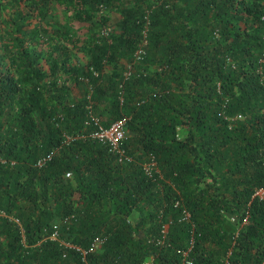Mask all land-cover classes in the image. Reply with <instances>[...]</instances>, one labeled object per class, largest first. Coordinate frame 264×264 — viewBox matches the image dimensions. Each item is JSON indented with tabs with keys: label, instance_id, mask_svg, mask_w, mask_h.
<instances>
[{
	"label": "trees",
	"instance_id": "1",
	"mask_svg": "<svg viewBox=\"0 0 264 264\" xmlns=\"http://www.w3.org/2000/svg\"><path fill=\"white\" fill-rule=\"evenodd\" d=\"M259 189L264 0H0V264H264Z\"/></svg>",
	"mask_w": 264,
	"mask_h": 264
},
{
	"label": "built area",
	"instance_id": "2",
	"mask_svg": "<svg viewBox=\"0 0 264 264\" xmlns=\"http://www.w3.org/2000/svg\"><path fill=\"white\" fill-rule=\"evenodd\" d=\"M142 34L144 35V31H142ZM142 43H144V41ZM141 54H142L141 49H136L134 51L135 58H139ZM56 120H57L56 125H58V123H60V121L63 120V116L59 113L56 117ZM88 121L93 122L95 126L92 130L87 132V136L90 139L96 140L97 142L105 145L107 151L113 153L117 157V161L121 162L123 160V149L119 146V144H120V141L124 138L125 133H126L124 121L122 119L116 120V121L109 123V125L107 126H103L98 123L97 117L93 115L89 116ZM61 131H62L61 137L65 142H69L70 140H72V138H74L72 135L66 133L64 130H61ZM43 161H44V158L38 159L36 162V165L40 166L43 163ZM152 167H153L152 160H149L147 163L142 165V168L144 172L147 174V176H150L152 171L154 170L152 169ZM151 169L152 171H150ZM63 176L64 178H70L71 173L67 171L64 173ZM257 194L258 195L264 194V189H259L257 191ZM182 215L184 219H187L189 217L186 211H182ZM14 221L17 222V219H14ZM57 231H58L57 224L54 223L53 230L49 234L48 238L56 241L57 244L63 248H70L76 251L78 253V260H77V263L75 264H94L88 260V254L99 247L101 240L98 237L92 238L89 246L87 248L82 249V248L72 245L68 241L59 239ZM161 233H162V236L165 235L164 226L161 228ZM140 264H151V259L150 258L144 259L143 261L140 262ZM182 264H191V261L185 258Z\"/></svg>",
	"mask_w": 264,
	"mask_h": 264
},
{
	"label": "rangeland",
	"instance_id": "3",
	"mask_svg": "<svg viewBox=\"0 0 264 264\" xmlns=\"http://www.w3.org/2000/svg\"><path fill=\"white\" fill-rule=\"evenodd\" d=\"M117 20H118V17L115 14H112L110 16V21H111L112 25L115 24ZM77 64L78 65H81L82 62L79 61ZM74 93H75V91H74ZM259 194H261V193H259ZM222 228L225 229V230H227V231H233V232H235L236 229H237L235 217H233L230 214L224 213L223 214Z\"/></svg>",
	"mask_w": 264,
	"mask_h": 264
},
{
	"label": "crops",
	"instance_id": "4",
	"mask_svg": "<svg viewBox=\"0 0 264 264\" xmlns=\"http://www.w3.org/2000/svg\"><path fill=\"white\" fill-rule=\"evenodd\" d=\"M129 218L130 220H135L137 218V213L132 211Z\"/></svg>",
	"mask_w": 264,
	"mask_h": 264
}]
</instances>
